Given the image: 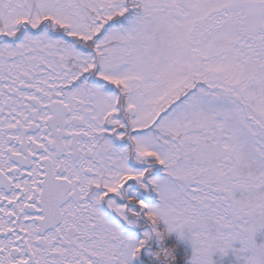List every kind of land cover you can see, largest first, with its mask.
Returning a JSON list of instances; mask_svg holds the SVG:
<instances>
[{"label": "snow or ice", "instance_id": "1", "mask_svg": "<svg viewBox=\"0 0 264 264\" xmlns=\"http://www.w3.org/2000/svg\"><path fill=\"white\" fill-rule=\"evenodd\" d=\"M264 264V0H0V264Z\"/></svg>", "mask_w": 264, "mask_h": 264}, {"label": "rangeland", "instance_id": "2", "mask_svg": "<svg viewBox=\"0 0 264 264\" xmlns=\"http://www.w3.org/2000/svg\"><path fill=\"white\" fill-rule=\"evenodd\" d=\"M217 260V264H233L235 260V256L231 253L225 256H221L220 254H216L214 257Z\"/></svg>", "mask_w": 264, "mask_h": 264}]
</instances>
